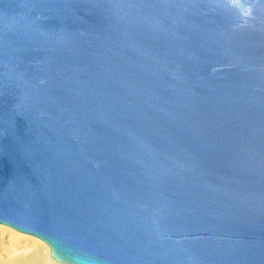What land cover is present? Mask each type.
I'll use <instances>...</instances> for the list:
<instances>
[{"label": "water", "instance_id": "95a60500", "mask_svg": "<svg viewBox=\"0 0 264 264\" xmlns=\"http://www.w3.org/2000/svg\"><path fill=\"white\" fill-rule=\"evenodd\" d=\"M0 224L59 264H264V0H0Z\"/></svg>", "mask_w": 264, "mask_h": 264}, {"label": "bare ground", "instance_id": "6f19581e", "mask_svg": "<svg viewBox=\"0 0 264 264\" xmlns=\"http://www.w3.org/2000/svg\"><path fill=\"white\" fill-rule=\"evenodd\" d=\"M0 264H59L46 243L0 224Z\"/></svg>", "mask_w": 264, "mask_h": 264}]
</instances>
